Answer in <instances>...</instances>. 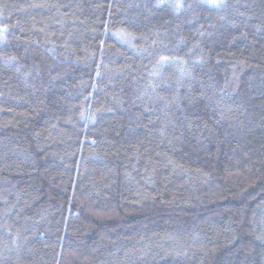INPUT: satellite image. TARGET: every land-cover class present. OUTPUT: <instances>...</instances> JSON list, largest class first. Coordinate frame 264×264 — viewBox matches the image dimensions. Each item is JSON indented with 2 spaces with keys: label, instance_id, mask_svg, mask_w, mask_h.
<instances>
[{
  "label": "trees",
  "instance_id": "trees-1",
  "mask_svg": "<svg viewBox=\"0 0 264 264\" xmlns=\"http://www.w3.org/2000/svg\"><path fill=\"white\" fill-rule=\"evenodd\" d=\"M175 2L0 0V264H264V0Z\"/></svg>",
  "mask_w": 264,
  "mask_h": 264
},
{
  "label": "snow or ice",
  "instance_id": "snow-or-ice-1",
  "mask_svg": "<svg viewBox=\"0 0 264 264\" xmlns=\"http://www.w3.org/2000/svg\"><path fill=\"white\" fill-rule=\"evenodd\" d=\"M206 2L209 3V4L220 6L219 0H206ZM164 3H165V0H157V6H160V5L164 4ZM173 7L175 9L179 10L182 7V4L180 3V0H176V2L173 4ZM2 31H6V29H4ZM2 39H3V35L0 34V40H2ZM7 59L8 60H14L15 57H8ZM166 61H167L166 57H161V62H166Z\"/></svg>",
  "mask_w": 264,
  "mask_h": 264
},
{
  "label": "rangeland",
  "instance_id": "rangeland-1",
  "mask_svg": "<svg viewBox=\"0 0 264 264\" xmlns=\"http://www.w3.org/2000/svg\"><path fill=\"white\" fill-rule=\"evenodd\" d=\"M222 0H219V3L221 2ZM213 5V4H212Z\"/></svg>",
  "mask_w": 264,
  "mask_h": 264
}]
</instances>
